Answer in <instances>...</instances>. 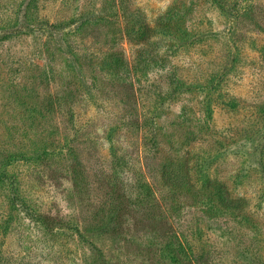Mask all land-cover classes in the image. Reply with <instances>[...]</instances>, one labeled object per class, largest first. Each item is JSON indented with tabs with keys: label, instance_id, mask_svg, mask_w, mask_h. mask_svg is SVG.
<instances>
[{
	"label": "rangeland",
	"instance_id": "rangeland-1",
	"mask_svg": "<svg viewBox=\"0 0 264 264\" xmlns=\"http://www.w3.org/2000/svg\"><path fill=\"white\" fill-rule=\"evenodd\" d=\"M0 264H264V0H0Z\"/></svg>",
	"mask_w": 264,
	"mask_h": 264
},
{
	"label": "trees",
	"instance_id": "trees-1",
	"mask_svg": "<svg viewBox=\"0 0 264 264\" xmlns=\"http://www.w3.org/2000/svg\"><path fill=\"white\" fill-rule=\"evenodd\" d=\"M179 170L175 171V170H171V172H168V178H170L171 180H173L172 182L180 187L183 186L186 180V178L182 177L180 175V173H178ZM179 174V175H178ZM171 176V177H170ZM176 182V183H175ZM225 199H227L225 196H224ZM179 243V246H182V243L181 242H178Z\"/></svg>",
	"mask_w": 264,
	"mask_h": 264
}]
</instances>
